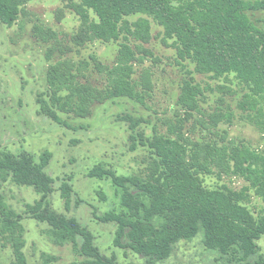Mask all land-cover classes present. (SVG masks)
I'll return each instance as SVG.
<instances>
[{"label": "trees", "instance_id": "trees-1", "mask_svg": "<svg viewBox=\"0 0 264 264\" xmlns=\"http://www.w3.org/2000/svg\"><path fill=\"white\" fill-rule=\"evenodd\" d=\"M30 1L0 0V24H13ZM69 1L80 20L75 40H124L115 63L106 69L107 86L101 98L143 103L133 78L136 53L130 39L149 42L152 20L162 29L163 41L171 42L180 64L185 63L183 68L192 65L193 72L211 80H236L242 89L235 105L239 118L262 138L261 144L254 147L247 143L202 146L168 135L151 139L144 134L131 136L133 147L138 142L149 151L151 162L142 176L119 177L100 165L88 173L89 177L111 179L120 192L122 210L99 218L117 225L114 246L128 248L146 257L149 263L163 261L177 242L192 240L202 230L207 249L220 252L235 264H264L257 244L264 235V217L256 219L249 209L250 191L264 203V0ZM50 77L54 89L51 101L60 109L83 114L84 107L99 97L91 86L76 82L72 70L51 69ZM60 91H65V95H58ZM202 95L200 84L189 77L180 85L177 105L195 111ZM47 115L57 120L53 113ZM222 118L230 123L235 115L229 110ZM129 121L134 131L139 122ZM49 159L48 152L40 156L39 163L24 153L1 152L0 180L10 178L17 185L33 187L40 195L34 205L25 206V214L47 223L55 244H70L84 257L70 264H117L114 256L99 254L87 229L51 209L48 195L52 180L44 172ZM213 167L243 180L247 186L240 190L224 185L206 189L200 176L212 174ZM71 194V186L63 183L61 196L66 209ZM21 219L0 198V243L8 246L13 264H26ZM51 261L53 258L45 259L44 264Z\"/></svg>", "mask_w": 264, "mask_h": 264}, {"label": "rangeland", "instance_id": "rangeland-1", "mask_svg": "<svg viewBox=\"0 0 264 264\" xmlns=\"http://www.w3.org/2000/svg\"><path fill=\"white\" fill-rule=\"evenodd\" d=\"M150 22L149 42L130 39L136 53L133 78L143 103L127 98H101L107 86L106 69L115 63L124 40H75L80 20L69 0H31L21 8L13 24H0V153H24L39 163L40 156L48 152L50 159L44 172L52 180L48 195L51 209L75 219L91 233L99 254L114 256L117 264H235L220 252L205 247L202 230L192 240L177 242L167 259L149 263L146 257L128 248L115 247L117 225L99 220L106 213L122 210L120 192L111 179L89 177L88 173L100 165L119 177H140L151 162L147 148L138 142L133 147L131 136L144 134L151 139L168 135L202 146L247 143L257 147L262 141L261 135L242 121L235 109L242 93L236 80H211L193 72L192 65L183 68L185 63L180 64L171 42L163 41L162 29ZM55 68L58 72L72 70L76 82L95 89L99 97L84 107L83 114L52 104L50 71ZM189 77L203 90L195 111L177 105L180 85ZM58 95H65V91ZM229 110L235 118L227 123L222 116ZM50 112L57 120L47 115ZM129 119L139 122L134 131ZM222 172L213 167L212 174L200 176L203 186L217 189L224 185L233 190L247 186L243 180ZM63 183L72 188L69 209L61 196ZM250 194L253 216L264 217L262 199L254 191ZM0 198L9 210L22 216L26 264H44L50 258L54 261L48 264L84 259L72 245L55 244L47 223L25 214V206L40 199L33 187L17 185L10 178L0 180ZM257 244L264 256V235ZM0 262L13 264L11 251L8 246L2 247V242Z\"/></svg>", "mask_w": 264, "mask_h": 264}]
</instances>
